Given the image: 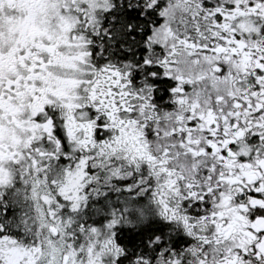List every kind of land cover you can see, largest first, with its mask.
Listing matches in <instances>:
<instances>
[{"label": "snow or ice", "instance_id": "snow-or-ice-1", "mask_svg": "<svg viewBox=\"0 0 264 264\" xmlns=\"http://www.w3.org/2000/svg\"><path fill=\"white\" fill-rule=\"evenodd\" d=\"M0 264H264V0H0Z\"/></svg>", "mask_w": 264, "mask_h": 264}]
</instances>
